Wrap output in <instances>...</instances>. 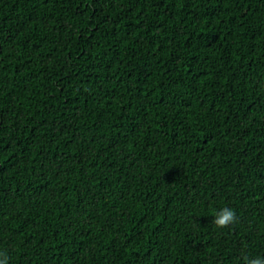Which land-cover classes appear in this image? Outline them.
<instances>
[{
    "label": "trees",
    "instance_id": "obj_1",
    "mask_svg": "<svg viewBox=\"0 0 264 264\" xmlns=\"http://www.w3.org/2000/svg\"><path fill=\"white\" fill-rule=\"evenodd\" d=\"M0 252L264 256V0H0Z\"/></svg>",
    "mask_w": 264,
    "mask_h": 264
},
{
    "label": "clouds",
    "instance_id": "obj_2",
    "mask_svg": "<svg viewBox=\"0 0 264 264\" xmlns=\"http://www.w3.org/2000/svg\"><path fill=\"white\" fill-rule=\"evenodd\" d=\"M237 221V214L236 212L230 207H223L219 209L213 219L212 223L218 229L227 228ZM0 264H8V257L3 253L0 252ZM245 264H264V256H257L254 258H245Z\"/></svg>",
    "mask_w": 264,
    "mask_h": 264
}]
</instances>
